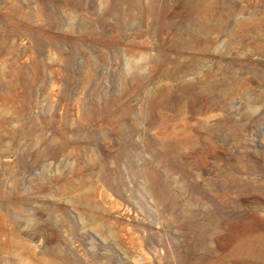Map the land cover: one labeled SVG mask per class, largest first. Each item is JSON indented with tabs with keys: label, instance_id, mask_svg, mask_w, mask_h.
<instances>
[{
	"label": "rangeland",
	"instance_id": "obj_1",
	"mask_svg": "<svg viewBox=\"0 0 264 264\" xmlns=\"http://www.w3.org/2000/svg\"><path fill=\"white\" fill-rule=\"evenodd\" d=\"M223 256L264 264V0H0V264Z\"/></svg>",
	"mask_w": 264,
	"mask_h": 264
},
{
	"label": "bare ground",
	"instance_id": "obj_2",
	"mask_svg": "<svg viewBox=\"0 0 264 264\" xmlns=\"http://www.w3.org/2000/svg\"><path fill=\"white\" fill-rule=\"evenodd\" d=\"M214 3V2H213ZM216 3H218V2H216ZM216 3H215V5H216ZM221 5V4H220ZM214 7V6H213ZM179 153V152H178ZM177 153V150H172L171 151V154H169V155H171V156H173V158L175 159V160H180L181 159V157H180V155ZM182 161V160H181ZM203 264H232L231 262H229V257H219V258H216V259H210V260H207L206 262H204Z\"/></svg>",
	"mask_w": 264,
	"mask_h": 264
}]
</instances>
